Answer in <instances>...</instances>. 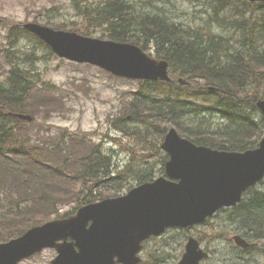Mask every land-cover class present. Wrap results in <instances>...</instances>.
<instances>
[{
	"label": "trees",
	"instance_id": "1",
	"mask_svg": "<svg viewBox=\"0 0 264 264\" xmlns=\"http://www.w3.org/2000/svg\"><path fill=\"white\" fill-rule=\"evenodd\" d=\"M105 3L90 7L89 14L86 9L82 10L89 24L106 26L109 38L141 44L144 49L154 41L157 56L168 60L171 66L174 81L143 86L132 106L126 107L115 123L116 129L129 135L144 123L154 125V130L146 133V146L153 154L142 156L137 163L133 156L127 167L113 175L112 158L100 152V145L92 147L83 137L67 135V131L50 135H41V130L24 131L25 122L10 112L49 115L60 107L48 102L35 103L37 100L33 97L48 90L47 83H40L34 66L22 67L19 61H11L13 54H9L7 62L10 61L11 67L0 79V242L22 234L33 224L59 217L60 206L77 203L78 207L85 203L82 199L90 198L87 201L91 202L106 197L101 191L94 193V189L104 184L110 192L120 191L128 185L133 187L134 183L151 181L156 174H164L168 156L161 157L157 151L159 140L155 141L152 136L164 137L165 122L176 126L195 143L220 150L253 148L264 135V121L251 113L257 110V100L264 97V2L215 0L212 16L218 22V28H214L216 33L199 31L205 27L195 30L168 25L163 15L130 14L132 5L122 0ZM239 28L244 34L241 39L237 38L239 46H236L237 39L223 32ZM20 38H32L34 44L45 46L23 27L13 28L10 42L15 44ZM31 56L32 60L39 59L34 54ZM14 58L19 59L16 55ZM179 77L189 84L180 85ZM214 115L223 122L215 124ZM131 120L134 128L126 123ZM152 155L161 161V168L156 169L150 159ZM219 215L225 216L221 230L201 238L213 243L223 238L222 228L233 226L249 239L261 242L258 250L264 255V190L253 188L240 204L222 210ZM162 250L156 247L150 252V264L160 263L165 251ZM244 252L250 250L231 253L241 259Z\"/></svg>",
	"mask_w": 264,
	"mask_h": 264
},
{
	"label": "water",
	"instance_id": "2",
	"mask_svg": "<svg viewBox=\"0 0 264 264\" xmlns=\"http://www.w3.org/2000/svg\"><path fill=\"white\" fill-rule=\"evenodd\" d=\"M26 27L70 60L96 64L119 76L171 80L166 61L150 57L135 45L34 23ZM258 107L264 114V100ZM20 117L31 120L30 116ZM162 147L171 155L167 173L179 182L162 177L134 188L125 197L107 199L81 208L67 219L35 227L0 245V264H17L46 246L56 247L60 253L53 264H136L142 241L162 234L167 227H188L222 206L236 205L243 192L264 177V138L257 149L223 152L196 146L171 129ZM59 240L64 242L59 244ZM235 240L243 247L248 245L239 236ZM206 256L198 241L190 238L178 264H201Z\"/></svg>",
	"mask_w": 264,
	"mask_h": 264
},
{
	"label": "rangeland",
	"instance_id": "3",
	"mask_svg": "<svg viewBox=\"0 0 264 264\" xmlns=\"http://www.w3.org/2000/svg\"><path fill=\"white\" fill-rule=\"evenodd\" d=\"M78 0H0V71L4 72L8 66L6 48L13 46V51L19 57L22 67L34 66L36 72L41 78L47 82H51L57 88V93L65 99L64 106L60 111H53L49 115L41 112L38 116L39 124L45 123V126L53 132L60 129H68L71 133L85 134L94 144H101L104 152L112 153L113 171L119 170L133 156L136 157V163L143 158L149 156L150 151L145 146L146 133L154 130V125L144 123L140 129H135L133 121H127V125L133 127L131 134H125L122 131L115 130V123L120 119L124 109L129 105L134 92L139 88V81L117 78L107 72L87 64H77L57 56L49 55L45 47L39 49L34 48V43L30 39L17 41L16 44L10 45L7 40L8 30L14 25H23L27 22L38 21L41 24L48 23L53 26H61L69 28L71 21L80 20L82 15L78 14L75 3ZM124 3L131 2V13L140 16H165V22L175 26L184 25L202 32H215L218 28L216 18L213 15V6L215 0H122ZM146 1V2H145ZM98 2V4H97ZM106 0H84L81 9L90 13V7L96 8L104 5ZM103 3V4H102ZM203 3V5H202ZM211 3V4H210ZM98 5V6H97ZM226 5V4H224ZM134 7V8H133ZM136 8V9H135ZM140 11V12H139ZM152 12V13H151ZM88 18L86 15H84ZM90 17V16H89ZM220 17V15H219ZM146 19V18H145ZM224 24V20L220 21ZM221 25V24H220ZM91 35L100 37L103 32L101 29L91 31ZM222 32V31H220ZM231 39H241L244 31L240 28L234 31L223 32ZM140 36L141 34L135 33ZM253 36V35H252ZM238 39L235 45L239 46ZM220 40V39H218ZM154 42V41H151ZM219 43V42H217ZM225 43H228L225 41ZM150 45V44H149ZM8 49V50H10ZM35 52L37 60H31V53ZM155 54L154 50H150ZM13 61V60H12ZM3 68V69H2ZM3 75V73H2ZM148 92V91H147ZM52 93V94H57ZM150 94V92H149ZM252 115H259V111L251 110ZM218 115L214 118V122H219ZM166 127H171L170 122H165ZM145 135V137H144ZM136 137V138H135ZM145 140H142V139ZM155 141H160L161 136L153 134ZM142 140V142H139ZM154 143V142H152ZM133 148L135 150H133ZM145 159V158H144ZM156 169L161 167L160 160L152 155ZM135 163V164H136ZM137 171V170H134ZM263 188V187H262ZM129 187H125L119 193H125ZM104 190L103 193H105ZM72 209V206H65L62 212ZM217 217L212 222H218V227L225 222V219ZM215 229H208L207 226L192 229L189 233L180 235L173 234L172 231L165 240L158 239L157 242H149V246L154 250L155 247L162 248L161 264H174L179 261L184 252L187 236L193 235H212ZM225 234L223 238L208 244L207 241L203 246L210 251V264H264V255L251 248L250 252H245L244 257L239 259L238 255H232V251H238V247L232 238L239 233L240 230L233 226L222 228ZM176 232H178L176 230ZM253 242V241H252ZM211 245V246H210ZM148 246V247H149ZM147 247V248H148ZM227 253V254H226ZM55 251L51 249L44 250L40 254L25 260L21 264H51V260L55 256ZM145 252V261L147 259ZM235 260V261H234Z\"/></svg>",
	"mask_w": 264,
	"mask_h": 264
},
{
	"label": "bare ground",
	"instance_id": "4",
	"mask_svg": "<svg viewBox=\"0 0 264 264\" xmlns=\"http://www.w3.org/2000/svg\"><path fill=\"white\" fill-rule=\"evenodd\" d=\"M146 2V1H145ZM97 4H98V2H97ZM103 4V3H102ZM106 4V3H105ZM211 4V3H210ZM202 5H203V3H202ZM214 7V6H213ZM102 8V7H101ZM134 8V7H133ZM136 9V8H135ZM140 12V11H139ZM152 13V12H151ZM137 15V14H136ZM216 15V14H215ZM201 29V28H200ZM211 246V245H210ZM227 254V253H226ZM235 261V260H234Z\"/></svg>",
	"mask_w": 264,
	"mask_h": 264
}]
</instances>
